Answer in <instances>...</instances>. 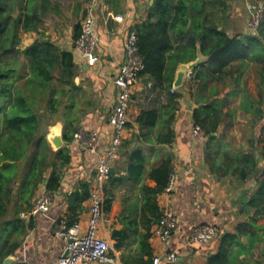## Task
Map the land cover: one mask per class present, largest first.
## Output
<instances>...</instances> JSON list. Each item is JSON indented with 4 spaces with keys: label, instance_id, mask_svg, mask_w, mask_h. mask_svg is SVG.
<instances>
[{
    "label": "crops",
    "instance_id": "0c3cea01",
    "mask_svg": "<svg viewBox=\"0 0 264 264\" xmlns=\"http://www.w3.org/2000/svg\"><path fill=\"white\" fill-rule=\"evenodd\" d=\"M44 1L47 9L42 17L43 25L40 30L54 45L71 52L75 63L73 82L76 87L67 93L68 102L65 104L63 116L69 111L75 115L78 129L98 130L104 144L111 136L108 115L116 99L117 87L114 82L125 57L127 33L135 24L146 20L149 6L154 0ZM90 6L96 18L99 37L98 61L94 66L86 64L74 44L75 26H81ZM117 15H121L122 19L119 20ZM226 32L230 34L229 30ZM22 33L23 38L29 41L28 46L40 36L35 31ZM204 56L202 55V59ZM205 62L189 71L183 86L178 88L182 90L183 97L173 121L175 138L171 144H153L151 140L141 138L124 145L125 141L140 133L135 118L142 108L150 105L153 94L150 93L151 82L146 85L142 77L134 87L125 139L110 170V174L115 171L113 182H110L109 175L105 185L108 193L104 190L105 198L111 199V208L106 212L109 219L106 236L110 242L112 264H139L136 258L141 254L139 244L145 232L140 222L143 200L140 187L142 184L155 186V182L148 176L149 171L161 162L167 152L172 155L176 180L173 191L170 194L160 193L157 201L161 209L166 205L172 207L178 217V226L173 232L170 245V249L177 254V259L174 262L162 259L160 264H264V133L261 132L264 117H258L241 107L244 105V93L248 92L252 99H257L258 95L242 81L247 61L240 84L232 82L238 76L236 68H233L232 78H226L224 82L210 79L212 73H206ZM234 64L236 67L237 64ZM198 70L202 71L204 79H197L188 88V83ZM199 83L205 84L201 87ZM190 90L193 96H190ZM213 90L217 94L213 98L217 97L225 102L224 105L219 104L223 118L216 132L212 133L214 139L208 141L203 136L199 140L192 133V111L207 104L198 103L196 100ZM186 99L190 100L191 108L185 103ZM255 106H258L257 103L253 104ZM260 107L264 109L263 102ZM242 115L246 117L243 123L239 122ZM56 122L61 123L63 130L66 117ZM65 146L71 160L63 168L59 189L50 191L53 205L43 214L31 215L28 213L30 210L21 213L24 215L20 214L27 231L19 247L9 256L13 260L11 264H51L64 253L67 244V240L54 233L56 221L67 216L84 222L87 217L88 199L80 202L78 197L71 195L75 192L81 195V184L84 183L90 189V183L95 176L97 154L80 147L73 139ZM135 149H139L145 157L144 173L138 180L129 178L125 169L128 156L126 152L130 154ZM208 152L210 156L207 158ZM245 154L253 155L255 169L242 179L235 170L242 167V157ZM212 163L221 168V175L212 171ZM122 176L123 180L117 179ZM46 191L48 190L42 187L36 197ZM132 220L137 222V229L134 225H129ZM201 223L217 225L220 228L219 237L206 243L192 242L193 230ZM114 230H123L126 233L119 248L116 247V239L112 238ZM149 242L154 255L158 254L161 245L153 234Z\"/></svg>",
    "mask_w": 264,
    "mask_h": 264
},
{
    "label": "trees",
    "instance_id": "16d2710c",
    "mask_svg": "<svg viewBox=\"0 0 264 264\" xmlns=\"http://www.w3.org/2000/svg\"><path fill=\"white\" fill-rule=\"evenodd\" d=\"M210 1L154 0L146 20L132 28L137 34L138 53L144 63L140 76L146 85L151 82L150 93L153 94L150 105L142 108L135 118L140 133L125 141L124 145L141 138L151 140L153 144L173 142L175 132L172 125L183 97L182 90L172 91L175 72L178 64L197 57L198 43L201 53L207 56L205 70L212 73L210 79L224 82L226 78H232L233 68H236L238 76L232 82L240 84L244 62L252 60L263 65L264 83V19L256 34L231 35L225 29H219L211 17L207 7ZM44 2L0 0V264L16 251L27 231L20 214L32 208V200L42 187L48 191L59 189L63 168L71 160L65 144L78 131L75 115L68 113L62 130L64 146L55 151L46 138L47 133L41 130L43 116L57 114L65 93L76 87L73 54L54 45L40 30L47 9ZM22 31H35L40 36L20 51L19 34ZM80 32L81 26L77 24L75 39ZM18 52L24 54V64L16 61L14 65L7 61L10 54L15 56ZM201 72L194 73L188 88L197 79H204ZM204 84L199 83L201 87ZM189 94L193 96L191 90ZM214 95L217 96L215 90L197 99L196 102L207 104L192 111L193 125L201 128L208 141L215 138L212 133L216 132L223 118L219 104L225 103L223 99L213 98ZM243 102V109L264 117V109L260 107L263 102L261 92L257 99H252L248 92L244 93ZM254 103L258 106L253 107ZM261 132L264 133V126ZM126 155V173L129 178L138 180L144 173L145 157L139 149L130 154L126 152ZM209 156L208 152L207 158ZM242 162V167L235 172L244 179L255 169V160L253 155L245 154ZM210 168L221 175V168L215 163ZM173 171L172 155L167 152L149 171L148 176L155 186L142 184L140 187L143 197L140 222L145 232L139 244L141 254L136 258L139 264H152L154 253L149 239L152 227L162 214L157 196L164 191ZM113 173L114 170L110 182ZM117 179L123 180V176ZM81 188V195L79 192L71 195L78 197L80 202L89 197L88 184H81ZM105 191L107 194L106 188ZM110 208L111 199L105 198L106 212ZM132 221L129 225L137 229V222ZM112 238L116 239L119 248L126 233L114 230Z\"/></svg>",
    "mask_w": 264,
    "mask_h": 264
},
{
    "label": "built area",
    "instance_id": "2783aa9c",
    "mask_svg": "<svg viewBox=\"0 0 264 264\" xmlns=\"http://www.w3.org/2000/svg\"><path fill=\"white\" fill-rule=\"evenodd\" d=\"M96 1V0H92ZM247 1L248 27L250 33L256 34L264 19V3ZM119 20L121 15H117ZM97 23L93 8L90 6L87 15L81 22L80 35L75 39V49L81 54L88 66H94L98 61ZM125 57L119 66L115 77L117 87L116 99L110 107L108 124L111 128L109 140L103 144L102 135L96 129L79 128L74 133L73 141L80 147L97 154L95 159V176L90 183L89 207L87 217L83 222L80 219L70 221L67 216L58 219L54 225V233L67 240L65 251L51 264H112L110 256V242L106 236V224L109 223L105 210V185L110 170L116 161L119 148L125 139L127 115L133 90L140 80V72L144 63L138 53L137 34L132 29L127 33L124 44ZM189 74V73H188ZM175 90L172 88V91ZM193 135L199 140L204 136L197 125L192 127ZM176 175L173 173L163 192L170 194L173 191ZM31 215L46 213L53 205V196L50 191L43 192L33 199ZM159 222L155 224L152 234L161 245V250L154 255L152 264H160L162 259L174 262L177 254L171 250L172 235L178 226V217L170 206H164ZM24 215V214H21ZM220 228L217 225L201 223L192 233L191 241L206 243L219 237Z\"/></svg>",
    "mask_w": 264,
    "mask_h": 264
},
{
    "label": "rangeland",
    "instance_id": "374dc122",
    "mask_svg": "<svg viewBox=\"0 0 264 264\" xmlns=\"http://www.w3.org/2000/svg\"><path fill=\"white\" fill-rule=\"evenodd\" d=\"M253 2H263L264 0H249ZM207 7L209 9V12L211 13V17L216 22V25L219 27H222L226 31L229 30L231 35H238L240 36L244 34L250 33L251 30H249L248 27V9H247V1L246 0H211ZM16 15L17 12H14ZM247 24V25H246ZM258 32V31H257ZM252 34V33H250ZM255 34V33H254ZM20 37V43L18 45V48L20 51H22L24 48H26L29 44V41H26V38H23L24 35L22 32L19 34ZM10 58L7 57V61H10V63L16 64V61H19L20 63H25L26 58L23 53L18 52L15 54V56H12L10 54ZM10 59V60H9ZM248 65L244 71L245 75L243 77V82L247 87L252 90V92L256 95H259L260 90L263 94V103H264V83H262V75L261 71L263 69V65L258 62H254L252 60L247 61ZM246 61L244 62V64ZM25 66V65H24ZM20 70L22 69L21 66L18 67ZM26 68V67H25ZM230 82V81H229ZM258 93V94H257ZM67 92L63 96V104L60 106L57 114L50 116L48 113L45 114L42 118V132L47 133L49 132V128L53 124H59L61 126L60 122H56V120L64 119L65 115V104H67ZM70 113L67 111V114ZM246 117L243 115L240 118L239 122H244Z\"/></svg>",
    "mask_w": 264,
    "mask_h": 264
},
{
    "label": "water",
    "instance_id": "95a60500",
    "mask_svg": "<svg viewBox=\"0 0 264 264\" xmlns=\"http://www.w3.org/2000/svg\"><path fill=\"white\" fill-rule=\"evenodd\" d=\"M202 53L199 50V46L197 49V57L190 61L185 63H180L177 66L176 72H175V78L173 82V88L178 89L183 86L185 77L187 76L189 71H192L197 65L203 63L207 60V57L204 56L202 59ZM185 94V93H184ZM185 103L189 108H191V102L189 99L185 100ZM46 138L52 147L53 150H59L64 146V140L62 137V126L59 124H54L49 128V132L46 135ZM13 262L12 258L7 257L4 259L3 264H11Z\"/></svg>",
    "mask_w": 264,
    "mask_h": 264
}]
</instances>
